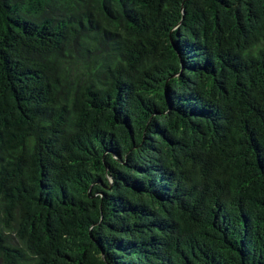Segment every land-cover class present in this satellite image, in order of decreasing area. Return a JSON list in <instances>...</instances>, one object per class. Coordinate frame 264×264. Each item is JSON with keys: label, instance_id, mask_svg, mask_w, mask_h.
<instances>
[{"label": "trees", "instance_id": "1", "mask_svg": "<svg viewBox=\"0 0 264 264\" xmlns=\"http://www.w3.org/2000/svg\"><path fill=\"white\" fill-rule=\"evenodd\" d=\"M3 264H264V0H0Z\"/></svg>", "mask_w": 264, "mask_h": 264}, {"label": "rangeland", "instance_id": "2", "mask_svg": "<svg viewBox=\"0 0 264 264\" xmlns=\"http://www.w3.org/2000/svg\"><path fill=\"white\" fill-rule=\"evenodd\" d=\"M0 264H3L2 261H1V259H0Z\"/></svg>", "mask_w": 264, "mask_h": 264}]
</instances>
